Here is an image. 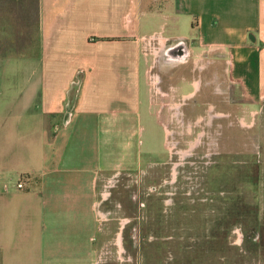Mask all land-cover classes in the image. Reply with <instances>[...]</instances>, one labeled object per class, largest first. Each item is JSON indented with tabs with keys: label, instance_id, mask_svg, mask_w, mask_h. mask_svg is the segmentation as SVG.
I'll use <instances>...</instances> for the list:
<instances>
[{
	"label": "crops",
	"instance_id": "1",
	"mask_svg": "<svg viewBox=\"0 0 264 264\" xmlns=\"http://www.w3.org/2000/svg\"><path fill=\"white\" fill-rule=\"evenodd\" d=\"M20 1L32 28L17 33L22 62L0 73V264H97L106 184L124 177L126 190L127 173L145 167V136L165 139L162 93L181 89L172 80L200 88L197 73L215 71L207 49L206 64L170 51L183 54V41L197 36L225 55L229 79L259 98L264 0ZM2 34L5 59L7 37L15 38ZM189 63V72H173ZM173 102L172 117H182Z\"/></svg>",
	"mask_w": 264,
	"mask_h": 264
},
{
	"label": "rangeland",
	"instance_id": "2",
	"mask_svg": "<svg viewBox=\"0 0 264 264\" xmlns=\"http://www.w3.org/2000/svg\"><path fill=\"white\" fill-rule=\"evenodd\" d=\"M0 1L11 12L0 9V43L5 45L2 33L15 38L7 37L11 56L0 55L1 73L3 63L22 62L15 48L17 33L30 31L32 24L31 16L28 22L20 17L21 1ZM31 3L26 0L25 5ZM33 3L36 7L37 0ZM221 35L215 39L224 41ZM183 42L180 56L185 61L206 64L207 49L215 71L197 73L200 88L178 75L171 80L181 89L175 93L169 88L168 94L164 90V100L158 95L168 116L163 120L165 139L155 130L151 141L145 136V167L127 173L126 190L122 176L106 184L111 187L105 188L103 225L98 224L96 234L99 239L104 231L105 244L97 264H264V87L259 98L250 101L242 85L229 79V64L220 50L201 44L197 36ZM186 42L194 47L190 56ZM259 46L264 50V41ZM191 64L173 72H189ZM173 101L181 107L179 116H185L172 117ZM147 148L155 151L151 159Z\"/></svg>",
	"mask_w": 264,
	"mask_h": 264
},
{
	"label": "flooded vegetation",
	"instance_id": "3",
	"mask_svg": "<svg viewBox=\"0 0 264 264\" xmlns=\"http://www.w3.org/2000/svg\"><path fill=\"white\" fill-rule=\"evenodd\" d=\"M170 54L173 55L174 57H175V56L178 57V58H177L178 60H182V59L179 58V54H181V53H180V51H179L177 48L174 47V48L170 51ZM207 55H209V54H207ZM196 86L198 87L199 84L197 83ZM212 106H213V105H212ZM209 107H211L210 104H209ZM213 107H214V106H213Z\"/></svg>",
	"mask_w": 264,
	"mask_h": 264
},
{
	"label": "built area",
	"instance_id": "4",
	"mask_svg": "<svg viewBox=\"0 0 264 264\" xmlns=\"http://www.w3.org/2000/svg\"><path fill=\"white\" fill-rule=\"evenodd\" d=\"M25 185H26V181L25 180H22V179L20 181H18V183H17V187L19 189H22Z\"/></svg>",
	"mask_w": 264,
	"mask_h": 264
}]
</instances>
